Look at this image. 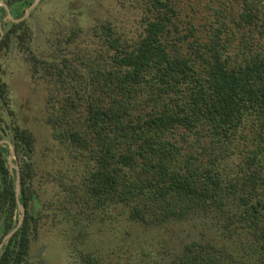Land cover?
Masks as SVG:
<instances>
[{
  "label": "trees",
  "instance_id": "16d2710c",
  "mask_svg": "<svg viewBox=\"0 0 264 264\" xmlns=\"http://www.w3.org/2000/svg\"><path fill=\"white\" fill-rule=\"evenodd\" d=\"M204 1L136 0L132 28L74 27L50 39V57L31 55L68 168L53 182L76 264H264V17L255 0ZM33 2L8 7L21 20ZM31 41L28 24L14 23L0 53L15 42L31 54ZM7 95L0 78V105L9 107ZM13 141L26 215L0 264H26L39 236L35 139L15 126ZM6 154L0 145V245L19 211ZM98 219L215 228L161 259L144 245L108 259L81 249Z\"/></svg>",
  "mask_w": 264,
  "mask_h": 264
},
{
  "label": "rangeland",
  "instance_id": "374dc122",
  "mask_svg": "<svg viewBox=\"0 0 264 264\" xmlns=\"http://www.w3.org/2000/svg\"><path fill=\"white\" fill-rule=\"evenodd\" d=\"M36 1L34 0L33 4ZM134 1L39 0L32 10L30 7L20 10L27 15L23 22L25 21L32 31L31 54L23 52L15 42L11 44L10 50L0 53V78L8 87L7 97L10 101L9 107L0 105V141L4 142L3 147L9 153L8 167L14 180L18 176L16 167L20 169V174L21 168L17 152L13 157L10 151L15 148L13 128L20 126L28 130L35 139L33 190L38 195L40 204L39 236L32 242L26 264H76L77 262L76 254L72 252L70 246L74 234L59 211L61 205L57 195L60 188L53 182V177L58 176L61 169L68 171V168L61 159L60 155L63 152L53 140L52 130L47 124L49 88L39 76L33 75L31 55L40 59L50 57L53 53L50 39L57 34L61 35L62 32L69 33L74 27L87 30L98 21L110 20L117 26L132 28L137 21L133 14L134 10H128L130 9L128 5ZM188 3L190 4L191 1ZM204 3V0L199 2L201 8ZM255 3L264 17V0H255ZM18 7L21 6H16L15 9ZM235 9L240 11L241 8L237 5ZM12 11L14 8L8 9L6 0H0V31L3 37L14 23H19ZM204 15H207L205 11ZM30 211L33 213L32 209ZM21 217L22 212L19 210L18 222ZM213 228L215 227H206L200 222H191L160 229H146L129 227L121 220L101 222L98 219L92 227L93 236L87 246L84 245L81 249L90 247L98 249L108 259H120L119 257L126 259L127 250L144 245L161 259L162 254L169 251L176 252L192 239L204 238L205 231L207 233Z\"/></svg>",
  "mask_w": 264,
  "mask_h": 264
},
{
  "label": "water",
  "instance_id": "95a60500",
  "mask_svg": "<svg viewBox=\"0 0 264 264\" xmlns=\"http://www.w3.org/2000/svg\"><path fill=\"white\" fill-rule=\"evenodd\" d=\"M39 0H37L31 7H30V10H32L37 4H38ZM8 9H10V7L7 6ZM27 18V15H25V17L22 19H26ZM1 34L3 35L2 31H1ZM0 145H4V142L0 141ZM11 148V146H10ZM11 154L13 155V157L16 156V151H15V148L13 147L11 150ZM8 155L9 153L6 154V157H7V160H8ZM16 170H17V179L14 180L15 182V186H16V193H17V197H18V205H19V210L22 212V217L20 218L19 222L17 223V227L12 231L10 232V234H8L3 243L1 244L0 246V258H1V255H2V252H3V248L4 246L8 243L9 239L13 236V234L21 227V225L23 224V221H24V217H25V214H26V209L24 207V204L20 201V197H21V174H20V169L18 167H16Z\"/></svg>",
  "mask_w": 264,
  "mask_h": 264
},
{
  "label": "flooded vegetation",
  "instance_id": "af4514ba",
  "mask_svg": "<svg viewBox=\"0 0 264 264\" xmlns=\"http://www.w3.org/2000/svg\"><path fill=\"white\" fill-rule=\"evenodd\" d=\"M9 3H10V0H6V4H7V6H10ZM24 17H25V15H24ZM16 21H17V22H22L23 20H22V19H21V20H17V19H16ZM0 33H1V31H0ZM1 37H3L2 34H1ZM4 37H5V36H4ZM4 37H3V38H4Z\"/></svg>",
  "mask_w": 264,
  "mask_h": 264
}]
</instances>
